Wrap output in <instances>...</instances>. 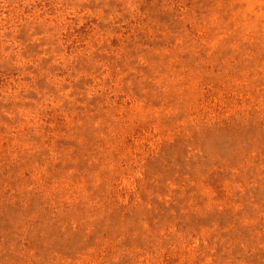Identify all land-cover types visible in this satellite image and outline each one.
<instances>
[{
	"label": "rangeland",
	"instance_id": "374dc122",
	"mask_svg": "<svg viewBox=\"0 0 264 264\" xmlns=\"http://www.w3.org/2000/svg\"><path fill=\"white\" fill-rule=\"evenodd\" d=\"M0 264H264V0H0Z\"/></svg>",
	"mask_w": 264,
	"mask_h": 264
}]
</instances>
